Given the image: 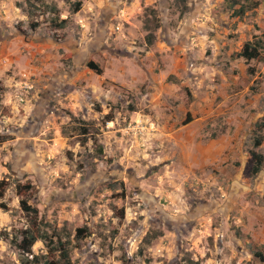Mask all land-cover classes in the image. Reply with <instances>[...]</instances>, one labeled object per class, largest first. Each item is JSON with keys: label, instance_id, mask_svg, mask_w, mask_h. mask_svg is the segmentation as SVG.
<instances>
[{"label": "rangeland", "instance_id": "1", "mask_svg": "<svg viewBox=\"0 0 264 264\" xmlns=\"http://www.w3.org/2000/svg\"><path fill=\"white\" fill-rule=\"evenodd\" d=\"M77 1L0 0V264H264V0Z\"/></svg>", "mask_w": 264, "mask_h": 264}, {"label": "trees", "instance_id": "2", "mask_svg": "<svg viewBox=\"0 0 264 264\" xmlns=\"http://www.w3.org/2000/svg\"><path fill=\"white\" fill-rule=\"evenodd\" d=\"M42 1V0H41ZM82 1L84 0H78L77 2L73 3L72 5V12L77 13L82 8ZM178 5L182 6V14L186 13L188 11V0H176ZM45 7L54 15L59 14V10L56 6H49L45 4ZM243 13L242 11L237 12L238 14ZM29 19L33 20V14L29 12ZM32 23V29L35 30L37 27V24L34 22ZM68 26V19L60 20L59 17L57 19L52 20V27L55 29H65ZM161 27V22L158 16V12L155 9H149L147 12L145 21H144V28L147 31V35L145 37L146 43L148 46H152L154 44V41L156 39V32ZM261 49L262 44L260 42H248L244 45L242 50L238 52L235 55V58L238 60H243L246 64H250L251 62H257L260 61V55H261ZM88 67L90 70L94 71L98 75H102L104 73L103 69L95 64V63H89ZM249 73V72H248ZM252 74V73H249ZM6 140L0 136V143L5 142ZM264 143V118L256 123L255 129H254V142L253 146L254 149L250 151V175L255 177L259 173H261L264 170V155L257 151L260 147H262ZM4 196V189L2 186V183L0 182V199ZM21 207L22 209L30 214V213H37V211L33 208H31L26 200L21 201ZM161 236V234L154 232V233H148L145 238L143 239V247L140 249V254L143 253L144 249L152 244L154 239ZM43 234H34L31 231L27 233V237L29 238V242H27V246L29 248L33 246L37 240L44 239ZM255 256L260 258L262 261H264V253L263 252H257L255 253ZM69 253L68 250H63V260L65 264H70L69 260ZM185 264H200L198 261H194L191 258H187L184 260ZM43 264H56L52 261H46Z\"/></svg>", "mask_w": 264, "mask_h": 264}, {"label": "crops", "instance_id": "3", "mask_svg": "<svg viewBox=\"0 0 264 264\" xmlns=\"http://www.w3.org/2000/svg\"><path fill=\"white\" fill-rule=\"evenodd\" d=\"M239 52H240V51H239ZM236 54H237V53H236ZM236 60L238 61V59H236ZM239 61H240V60H239ZM242 61H243V60H242ZM247 73H248L247 70H246V71H243V74H244V75H247Z\"/></svg>", "mask_w": 264, "mask_h": 264}]
</instances>
